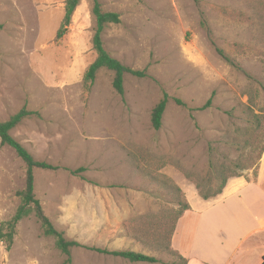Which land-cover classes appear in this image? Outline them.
<instances>
[{"label": "rangeland", "instance_id": "1", "mask_svg": "<svg viewBox=\"0 0 264 264\" xmlns=\"http://www.w3.org/2000/svg\"><path fill=\"white\" fill-rule=\"evenodd\" d=\"M99 2L120 20L105 29V50L145 74L126 75L122 96L106 70L89 90L83 84L95 59L91 0L80 1L61 38L65 0H0V122L22 108L33 113L10 135L56 168L33 171L34 193L54 228L79 245L67 261L30 215L10 251L0 243V264H149L91 249L182 264L161 246L180 207L160 177L193 203L195 183L219 185L211 165L232 168L256 156L245 144L254 115L263 123L257 142L264 137V0ZM164 95L154 130L151 112ZM24 182V163L0 147V224L14 215Z\"/></svg>", "mask_w": 264, "mask_h": 264}, {"label": "trees", "instance_id": "2", "mask_svg": "<svg viewBox=\"0 0 264 264\" xmlns=\"http://www.w3.org/2000/svg\"><path fill=\"white\" fill-rule=\"evenodd\" d=\"M81 0H65L64 4V16L62 20V24L60 30L57 34V38H61L67 27L70 25L71 17L75 12L76 8L79 6ZM92 1V10L91 15L94 20V31L91 40L92 50L95 53L94 61L88 66L87 70L83 76V84L86 90H89L91 85L94 83L95 78L101 70H106L113 74L112 79V88L113 90L120 96L123 95V83L126 75H131L137 78H143L145 76L144 72L132 70L123 66L119 61L115 58L111 57L109 53L105 50L104 44L102 41V35L105 29L109 25H117L119 24V16L116 13L104 12L101 8V4L99 0H91ZM1 30V25H0ZM220 56H223L222 52L217 50ZM228 61V59H225ZM168 99L167 96L164 95L162 99L154 106L151 112V125L154 130H159L161 127V121L166 109ZM210 104V101L206 103L203 107L197 110H204L206 106ZM33 113L22 108L16 114L11 116L7 121L0 122V147L7 146L12 149L16 156L24 163L25 165V182L24 189L17 192L16 196L19 198V205L15 210L14 215L6 222H2L0 224V243L4 244L5 251H10L14 238L16 235V229L20 221L27 218L30 215H34L37 221L39 222L43 234L46 237H52L55 240L56 248L63 253L67 257V261L70 258V248L74 246H79L75 242L67 241L63 234L58 232L54 226L52 225L49 218L44 214V211L41 207L39 200L36 198L34 193V174L33 171L35 169L42 170H56L55 167L44 163L38 162L33 159L31 154L15 139L12 138L10 132L15 129L25 118L31 116ZM253 118L256 119L255 128L252 130L251 137L253 138L251 141H245V144L249 146L251 150H256V156L250 158L248 163L243 162L241 160H237L234 163L232 168L228 167H214L211 165L212 172H215L217 175L219 185L214 191H210V189L203 190V187L198 183H195V188L199 197L203 200H208L210 198H214L222 193L223 188L226 185V182L230 178H238L243 176L244 171L253 169V180L255 181L258 164L261 159L262 153L264 151V137L262 140L257 142V139H260L261 128L263 126L262 121H260V117L254 115ZM74 174V172H72ZM212 175V174H211ZM189 178L188 175H186ZM165 184H168L177 195V204L180 207V211H176V214L173 218V221L169 227V230L165 232V243L163 246L164 251L169 252L170 254H174L176 258L181 260L182 264H186V260L180 257L176 252L172 251L170 248L171 238L174 234L175 225L178 219L182 216V214L189 210V206L186 202L181 199V192L173 183H171L167 178L160 177ZM246 181H250L247 180ZM210 180L206 181L207 185H210ZM153 234V238L156 239L157 245L160 239L159 233L154 230L150 231ZM147 233V231H146ZM101 254L112 255L114 257L123 258L131 263H157L158 260L154 257H150L141 253H136L132 251H107L102 249H91Z\"/></svg>", "mask_w": 264, "mask_h": 264}, {"label": "crops", "instance_id": "3", "mask_svg": "<svg viewBox=\"0 0 264 264\" xmlns=\"http://www.w3.org/2000/svg\"><path fill=\"white\" fill-rule=\"evenodd\" d=\"M193 203L170 242L186 264H264V151L255 181L230 178L220 195L195 192Z\"/></svg>", "mask_w": 264, "mask_h": 264}]
</instances>
